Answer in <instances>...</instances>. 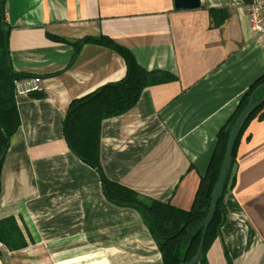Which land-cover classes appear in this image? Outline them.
Listing matches in <instances>:
<instances>
[{
	"label": "crops",
	"instance_id": "0c3cea01",
	"mask_svg": "<svg viewBox=\"0 0 264 264\" xmlns=\"http://www.w3.org/2000/svg\"><path fill=\"white\" fill-rule=\"evenodd\" d=\"M246 2L177 10L174 0H0L11 67L39 77L43 95L16 99L20 127L2 164L0 220L13 217L27 245L2 253L0 264H161L140 214L108 202L98 173L62 139L70 102L126 73L115 51L77 45L108 38L146 72L175 78L102 122L100 165L109 181L188 211L216 134L264 74V34L251 31ZM209 9L225 10L220 26ZM236 162L206 264H264V119L246 127Z\"/></svg>",
	"mask_w": 264,
	"mask_h": 264
},
{
	"label": "trees",
	"instance_id": "16d2710c",
	"mask_svg": "<svg viewBox=\"0 0 264 264\" xmlns=\"http://www.w3.org/2000/svg\"><path fill=\"white\" fill-rule=\"evenodd\" d=\"M249 3L250 0H246ZM214 27L220 26L227 15L223 9H209ZM3 7L0 9V182L2 164L9 149L12 135L20 127V119L15 99V82L33 76L13 71L10 64L9 33L10 26L3 20ZM93 43L115 51L125 62L126 73L118 82L106 84L95 91L70 102L61 126L62 139L69 151L82 163L93 168L99 175L102 193L111 204L136 210L146 224L161 256V264H182L195 256L203 231L220 170L225 157L233 126L249 103L255 89L264 83V74L258 77L239 99L233 113L227 118L216 134L214 148L199 185L190 210L172 207L169 202L149 200L135 192L109 181L100 165L101 125L106 119L117 117L135 107L142 91L151 85L174 81L166 74L146 72L136 62L133 54L112 40L99 37L88 38L77 45ZM42 98L38 92L29 94ZM264 96V88L254 96V102ZM264 119V105L252 113L238 130L232 157L227 168L218 204L209 224L197 264H206V254L219 234L226 215L225 199L236 181V153L241 137L248 124ZM248 138V137H247ZM1 184V183H0ZM1 187V185H0ZM0 244L15 251L26 247L23 235L13 217L0 220ZM2 253L0 251V257Z\"/></svg>",
	"mask_w": 264,
	"mask_h": 264
},
{
	"label": "water",
	"instance_id": "95a60500",
	"mask_svg": "<svg viewBox=\"0 0 264 264\" xmlns=\"http://www.w3.org/2000/svg\"><path fill=\"white\" fill-rule=\"evenodd\" d=\"M200 6H201L200 0H174V8L177 10H180V9L181 10H194V9L200 8ZM263 88H264V83L255 89V91L252 93V95L250 97L249 103L243 109V111L241 112V114L239 115V117L237 118V120L233 126V129H232L230 137H229V141H228L225 157L223 160V164H222V167L220 170L219 178L217 181V185L215 187L214 195H213L207 216H206L204 224H203V231L201 234V239H200V242L198 244L197 251H196L195 256L193 257V259L191 261L186 262V263H182V264H197L199 259H200L205 234H206V231H207L209 224L211 223L213 215L215 213V208L218 204L220 192L222 189V185H223V181L225 178L227 168H228L229 163H230V159L232 157V151H233V147H234V144H235V141L237 138L239 127L243 122H245L252 115L253 112H255L262 105H264V96L256 102H254V100H253L255 94Z\"/></svg>",
	"mask_w": 264,
	"mask_h": 264
},
{
	"label": "built area",
	"instance_id": "2783aa9c",
	"mask_svg": "<svg viewBox=\"0 0 264 264\" xmlns=\"http://www.w3.org/2000/svg\"><path fill=\"white\" fill-rule=\"evenodd\" d=\"M245 10L246 17L250 22L251 31L255 34H264V0H250L249 3H246ZM39 82L40 80L38 78H25L16 81V96H24L32 92H37Z\"/></svg>",
	"mask_w": 264,
	"mask_h": 264
},
{
	"label": "rangeland",
	"instance_id": "374dc122",
	"mask_svg": "<svg viewBox=\"0 0 264 264\" xmlns=\"http://www.w3.org/2000/svg\"><path fill=\"white\" fill-rule=\"evenodd\" d=\"M244 14H245V16H246V10H245V7H244ZM247 18V17H246ZM253 34H255V33H253ZM257 35V34H256ZM34 78H38L39 80H40V78L39 77H37V76H33V77H31V78H27V79H34ZM15 94V99H17V98H19V97H21V96H16V93H14ZM30 96V95H29ZM217 185V184H216ZM1 249H3V250H1ZM0 251H1V253H5V251H9V250H7L5 247H4V245L3 244H1L0 245ZM3 251V252H2ZM201 256V255H200Z\"/></svg>",
	"mask_w": 264,
	"mask_h": 264
}]
</instances>
